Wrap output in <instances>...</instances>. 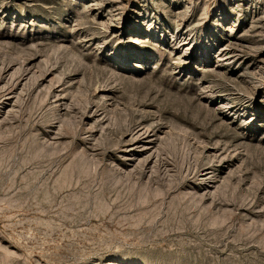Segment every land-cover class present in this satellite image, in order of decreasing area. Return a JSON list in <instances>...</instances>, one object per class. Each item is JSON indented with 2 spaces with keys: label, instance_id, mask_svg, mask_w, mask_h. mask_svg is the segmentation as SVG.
I'll return each instance as SVG.
<instances>
[{
  "label": "rangeland",
  "instance_id": "1",
  "mask_svg": "<svg viewBox=\"0 0 264 264\" xmlns=\"http://www.w3.org/2000/svg\"><path fill=\"white\" fill-rule=\"evenodd\" d=\"M0 264H264V0H0Z\"/></svg>",
  "mask_w": 264,
  "mask_h": 264
}]
</instances>
